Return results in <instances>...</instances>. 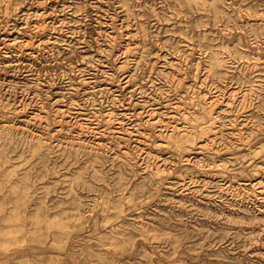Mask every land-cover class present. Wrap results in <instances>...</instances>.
Instances as JSON below:
<instances>
[{
  "label": "rangeland",
  "instance_id": "1",
  "mask_svg": "<svg viewBox=\"0 0 264 264\" xmlns=\"http://www.w3.org/2000/svg\"><path fill=\"white\" fill-rule=\"evenodd\" d=\"M12 212L17 264H264V0H0Z\"/></svg>",
  "mask_w": 264,
  "mask_h": 264
},
{
  "label": "bare ground",
  "instance_id": "2",
  "mask_svg": "<svg viewBox=\"0 0 264 264\" xmlns=\"http://www.w3.org/2000/svg\"><path fill=\"white\" fill-rule=\"evenodd\" d=\"M218 108L214 102H210L207 108L204 109L203 117L196 121L194 131L198 134L199 138H207L208 136H212L215 134V120L214 117V110ZM217 110V109H216ZM154 115L150 116V122L154 126H159V123L153 117ZM160 132L159 137L162 139V142L168 148H172L175 151L185 154V152L194 149L199 145V139L194 133H189L187 131H182L181 128L172 127L171 133L169 131H165L164 127ZM198 131V133H197ZM195 148V149H196ZM17 216L15 214L10 213L9 215L3 216L0 218V221L7 220L9 222L17 221ZM20 233V224L15 225L13 231L7 234V237L4 238V241L0 243V264H17L16 259L19 256L20 249L18 246H15L12 249V253H6V246H9L11 241L17 243L19 241L18 234ZM13 239V240H12Z\"/></svg>",
  "mask_w": 264,
  "mask_h": 264
}]
</instances>
